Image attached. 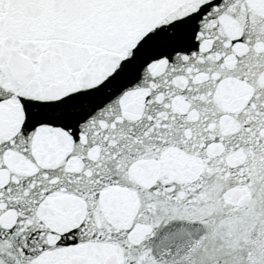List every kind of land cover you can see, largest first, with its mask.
Masks as SVG:
<instances>
[{
  "label": "water",
  "instance_id": "95a60500",
  "mask_svg": "<svg viewBox=\"0 0 264 264\" xmlns=\"http://www.w3.org/2000/svg\"><path fill=\"white\" fill-rule=\"evenodd\" d=\"M0 264H264V0H0Z\"/></svg>",
  "mask_w": 264,
  "mask_h": 264
}]
</instances>
